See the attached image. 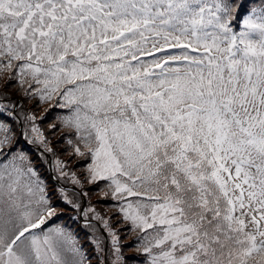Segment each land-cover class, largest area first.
Segmentation results:
<instances>
[{
    "label": "snow or ice",
    "instance_id": "1",
    "mask_svg": "<svg viewBox=\"0 0 264 264\" xmlns=\"http://www.w3.org/2000/svg\"><path fill=\"white\" fill-rule=\"evenodd\" d=\"M0 85V264H126L91 205L62 197L91 258L51 223L63 210L31 155L53 152L43 117L10 88L68 110L56 120L90 161L72 182H106L144 264H264V0H0Z\"/></svg>",
    "mask_w": 264,
    "mask_h": 264
},
{
    "label": "rangeland",
    "instance_id": "2",
    "mask_svg": "<svg viewBox=\"0 0 264 264\" xmlns=\"http://www.w3.org/2000/svg\"><path fill=\"white\" fill-rule=\"evenodd\" d=\"M5 95L10 96L13 101L19 100L23 106V111L26 112L34 109L38 118L43 117L42 120H37V124L47 140L50 141L49 146L53 152H44L43 157H40L39 152L33 150L31 155L35 162V167L38 169L41 177L46 181L48 192L53 197V203L57 204L63 210L51 223L71 229L78 236L84 252L91 258L95 255V246L91 240L92 229L84 226L85 220L83 212L73 210L70 205L66 204L62 197L66 195L69 199H74L81 205V209H86L91 205L95 208L96 213L109 220V224L120 234L122 253L126 264H144L146 256L143 254L142 246L140 251H137L134 247L138 242L139 233L137 231H127L130 226L126 222L121 223L122 217L115 207L118 202L110 198H102L100 188L106 182L100 181L97 184H88L85 182L83 189L72 182L71 173L75 172L77 177L83 179V169L90 161L78 157L72 152L71 146L66 142V138L75 139V133L68 128H64L61 131L62 125L56 120L58 114L66 115L68 114V110L52 108L50 105L36 108L34 107L35 102L29 103L23 99L22 94L16 88L8 89ZM53 122L57 124L55 129L49 127ZM57 160L67 165L66 171L69 172L68 176L60 175L59 170L56 168ZM52 176H56L58 179L53 182L51 179ZM61 189L64 191L62 192ZM83 192H87L88 195L84 196L82 194ZM88 215L90 223L98 229L97 234L104 237V247L110 249V237L107 235V231L101 226L99 221L91 220V213ZM70 217H75V219H70ZM92 264H97V261L93 259Z\"/></svg>",
    "mask_w": 264,
    "mask_h": 264
},
{
    "label": "trees",
    "instance_id": "3",
    "mask_svg": "<svg viewBox=\"0 0 264 264\" xmlns=\"http://www.w3.org/2000/svg\"><path fill=\"white\" fill-rule=\"evenodd\" d=\"M147 59H151V57H149V58H147ZM149 231H151V230H149Z\"/></svg>",
    "mask_w": 264,
    "mask_h": 264
}]
</instances>
